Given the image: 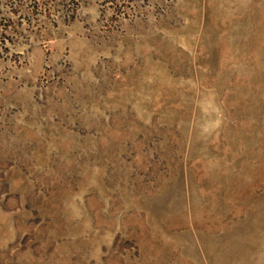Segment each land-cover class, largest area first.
Segmentation results:
<instances>
[{
    "label": "rangeland",
    "instance_id": "1",
    "mask_svg": "<svg viewBox=\"0 0 264 264\" xmlns=\"http://www.w3.org/2000/svg\"><path fill=\"white\" fill-rule=\"evenodd\" d=\"M0 264H264V0H0Z\"/></svg>",
    "mask_w": 264,
    "mask_h": 264
}]
</instances>
